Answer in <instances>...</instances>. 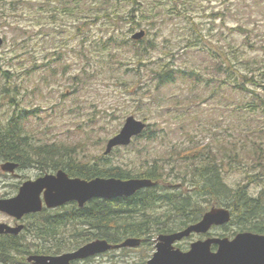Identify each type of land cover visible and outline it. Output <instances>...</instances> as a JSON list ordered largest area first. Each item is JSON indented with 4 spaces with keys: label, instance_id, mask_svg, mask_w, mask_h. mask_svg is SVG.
<instances>
[{
    "label": "rangeland",
    "instance_id": "1",
    "mask_svg": "<svg viewBox=\"0 0 264 264\" xmlns=\"http://www.w3.org/2000/svg\"><path fill=\"white\" fill-rule=\"evenodd\" d=\"M99 1L113 6L125 17L115 27L123 40L145 29V39L155 43L149 57L153 60L169 57L184 68L193 67L198 73L193 82H197L180 79L174 85L156 90L154 73L147 66L142 69L140 82L134 88H127L117 76L131 80L135 71L125 68L130 66V60L122 65L120 58L115 59L111 63L115 73L103 69L95 57L88 60L82 51L87 46L95 51L97 44L92 40L105 36L111 27L106 16L88 9V4L94 1L83 0L86 6L78 16H71L55 0H51L50 10H42L38 0L17 2L13 6L1 2L0 35L5 39L0 48L1 67L15 71V81L22 90L21 102L35 107L28 125L36 129V137L42 141L82 144L80 154L91 160L104 155L108 140L121 130L127 117L134 115L153 125L151 130L157 131L156 136L151 140L139 139L104 156L108 163L138 171L146 158L163 154L173 144L182 148L211 145L213 138L226 133L229 123H257L250 117L252 112L242 108L248 98L234 90V83H230L226 74L221 78L227 82L214 96L212 85L208 86L205 79L215 74L212 55L217 48L226 53L235 48V65L241 70L249 65L264 71V0H178L179 5L170 0ZM155 3L160 6L152 10ZM2 4L6 6L1 7ZM133 15L142 20V26H134ZM169 50L172 53L165 57L164 51ZM157 93L168 97L166 104L159 106L154 100L152 96ZM175 98L180 102L172 101ZM4 103H0L3 115L9 109ZM253 115L262 122L259 113ZM262 133L264 138V130ZM44 173L39 168L26 167L19 168L15 175L0 168V197L15 196L23 180ZM226 180L233 188L247 181L236 171L227 174ZM263 183L250 184V192L258 195ZM213 206L218 205H210L208 209ZM158 209L164 211L165 207ZM0 221H8L1 212ZM236 227L230 223L216 227V231L227 232L229 235L225 237L234 238ZM200 239L204 238L192 235L179 246L189 250ZM154 243L153 239L138 248L113 250L84 264H148L156 248Z\"/></svg>",
    "mask_w": 264,
    "mask_h": 264
},
{
    "label": "trees",
    "instance_id": "2",
    "mask_svg": "<svg viewBox=\"0 0 264 264\" xmlns=\"http://www.w3.org/2000/svg\"><path fill=\"white\" fill-rule=\"evenodd\" d=\"M28 1L0 0V3L9 2L13 6L17 2ZM91 1L94 2L88 4V9L106 16L111 27L105 36L92 40L97 44L95 51H90L88 46L82 51L88 60L95 57L102 68H107L110 73H115L111 66L115 59L120 58L122 65H127L125 62L130 60V66L125 68L126 71H135L131 80L117 76L127 88H134L140 82L142 69L147 66L154 73L156 90L174 85L180 79H188L190 83L197 82H193L198 76L197 71L193 67L184 68L171 60L168 56L172 51H164V56L168 59L161 57L153 60L149 57L151 50H155L152 40H146L145 37L140 40H123L118 34L119 29L115 27L121 25L126 20L125 17L113 6L104 5L99 0ZM170 1L176 2L177 5L180 3L178 0ZM38 2L41 3L42 10H50L51 0ZM55 3H60L63 10H67L71 16H78L86 6L83 5V0H55ZM138 5L143 6L144 3L138 2ZM5 6L2 4L1 7ZM159 6V3H155L151 8L153 10ZM133 17L134 26H142V20L136 15ZM229 50L227 53L223 49L214 50L212 56L215 59V74L205 81L208 86L212 85L214 96L218 94L222 84L227 82L221 78L226 74V78L231 80L230 83H234V90L248 98L242 108L252 112L250 117L257 123H229L226 133L213 138L211 145L199 144L182 148L173 144L164 149L163 154L157 153L146 158L143 168L138 171L108 163L105 154L91 160L84 159L81 151L79 152V149L83 148H80L82 144L42 141L36 137V129L28 125L36 109L23 105L22 90L15 81L16 73L2 68L0 57V103L5 102L4 105L9 108L8 113H0V163L14 161L20 165L19 168L36 167L42 172L63 169L71 176L85 179L145 177L156 182L154 186L142 188L129 197L94 198L83 207L73 202L56 214L51 213V218L44 221L47 226L42 230L47 237L51 236V249L46 245L45 251L59 254L77 249L96 238L116 244L129 237H136L144 240L143 245H148L160 234L171 233L197 222L213 204L230 208L231 224L237 226L233 233H264V188L256 196L249 190L250 184L264 182V71L249 65L241 70L235 65L236 49ZM231 55L234 57L231 58ZM130 67L132 69H129ZM202 80L204 79L200 80L201 84L204 83ZM130 81L132 83H129ZM152 97L159 106L166 104L168 98L159 93L153 94ZM172 101L180 102L178 98ZM241 102L244 103L242 100ZM255 113L261 115L262 122L259 116L253 117ZM152 126L147 123L144 132L135 137L132 143L139 139H153L157 131H152ZM148 151L149 149L146 150ZM231 171L244 175L247 184L238 188L229 186L226 176ZM160 207H165V210L160 211ZM44 222L41 224L44 225ZM18 247L21 246L16 241L0 243V264H15L11 261L12 252L19 250ZM124 249L126 248L120 250Z\"/></svg>",
    "mask_w": 264,
    "mask_h": 264
},
{
    "label": "water",
    "instance_id": "3",
    "mask_svg": "<svg viewBox=\"0 0 264 264\" xmlns=\"http://www.w3.org/2000/svg\"><path fill=\"white\" fill-rule=\"evenodd\" d=\"M145 34V30H140L132 38L140 40ZM3 44L4 38L0 35V48ZM146 127L147 123L134 115L127 117L121 130L108 140L105 155L112 153L116 147L130 145L134 137L142 134ZM18 165L17 162L6 161L1 164V168L3 171L15 173ZM155 184L149 178L71 177L65 170L60 169L56 173H46L36 180L25 181L15 196L0 197V211L21 218L27 213L41 211L44 206L54 208L72 201L84 206L93 198L129 197L138 190ZM231 220L232 212L229 208L213 206L198 222L179 231L159 235L156 251L148 264H264V234L261 233L244 231L236 234L233 239H200L193 242L187 251L176 246L177 242L193 233H207L213 226H224ZM21 229L22 225L11 227L0 223V233H18ZM141 242V238L129 237L114 244L99 238L74 251L58 255H31L29 260L35 264H72L73 261L87 259L109 250L138 247ZM213 243L218 245L215 252L211 250Z\"/></svg>",
    "mask_w": 264,
    "mask_h": 264
},
{
    "label": "flooded vegetation",
    "instance_id": "4",
    "mask_svg": "<svg viewBox=\"0 0 264 264\" xmlns=\"http://www.w3.org/2000/svg\"><path fill=\"white\" fill-rule=\"evenodd\" d=\"M15 175H17V174H15ZM43 175L44 174H38L35 177H29V178L23 180L20 183L19 189L25 181L36 180L37 178H39L40 176H43ZM72 203L73 202H69V203H66L64 205L54 207V208L44 206V208L41 211L27 213L24 216H22L21 218H17L15 216H12V215H9L5 212L0 211L4 215H6L8 218V221H0V223L9 225L11 227H18L19 225H22V229L18 233H11V232L0 233V243L16 241L21 246V247H18V249L20 251L14 250L12 252V260L11 261L15 264H25V263L26 264H35L34 261L29 260V257L31 255H51V252L48 253L47 251H45V250H47V248L45 247L46 245H47V247H49L51 249V236L47 237L44 233H42V230L45 229V227L47 226V225H45L44 221L47 218H51V213H53L55 211L62 210L64 208H66L69 204H72ZM42 222H44V225L41 224ZM49 228L51 229V219H50V227ZM212 229H213V232H212ZM212 229L205 234H194V235L201 236L204 239L209 238V237H213V238L225 237V236L229 235V234H227V232L219 234L216 231V229H218V228H216V226H213ZM157 239H158V236L154 239L155 240V243H154L155 246L157 244ZM143 243H144V240H142L141 246L143 245ZM23 247H25V248H23ZM136 248H138V247H136ZM74 250H76V249H74ZM74 250H69V251H74ZM211 250L213 252L217 251L218 245L216 243H213L211 246ZM111 251H113V250L107 251L105 253L97 254V255L89 257L87 259L76 260V261H73L72 264L88 263V261L90 259H95L96 257H98L100 255H104V254L111 252ZM65 252H68V251H65ZM52 255H56V254H52Z\"/></svg>",
    "mask_w": 264,
    "mask_h": 264
}]
</instances>
